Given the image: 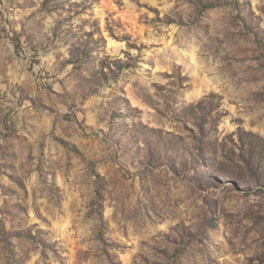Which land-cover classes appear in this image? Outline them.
Segmentation results:
<instances>
[{
	"label": "rangeland",
	"instance_id": "374dc122",
	"mask_svg": "<svg viewBox=\"0 0 264 264\" xmlns=\"http://www.w3.org/2000/svg\"><path fill=\"white\" fill-rule=\"evenodd\" d=\"M0 264H264V0H0Z\"/></svg>",
	"mask_w": 264,
	"mask_h": 264
}]
</instances>
